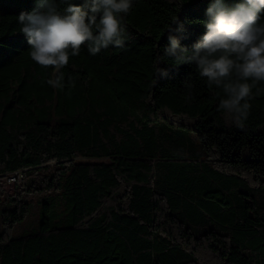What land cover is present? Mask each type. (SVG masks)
I'll list each match as a JSON object with an SVG mask.
<instances>
[{"label": "trees", "instance_id": "trees-1", "mask_svg": "<svg viewBox=\"0 0 264 264\" xmlns=\"http://www.w3.org/2000/svg\"><path fill=\"white\" fill-rule=\"evenodd\" d=\"M211 2L134 0L125 47L82 46L57 89L16 22L37 0H0V180L20 173L0 183V264H199L202 243L264 264V91L236 127L195 63L164 56L169 34L193 51Z\"/></svg>", "mask_w": 264, "mask_h": 264}, {"label": "clouds", "instance_id": "clouds-1", "mask_svg": "<svg viewBox=\"0 0 264 264\" xmlns=\"http://www.w3.org/2000/svg\"><path fill=\"white\" fill-rule=\"evenodd\" d=\"M134 0H37L38 10L20 12L16 22L30 45V58L42 68H52L47 83L64 87L62 72L69 57L87 46L92 56L110 46L124 48V23ZM63 10L61 11V6ZM205 33L192 45L191 53L169 34L164 56L176 64L195 63L209 87L224 93L218 109L227 121L243 128L254 98L264 88V0H239L229 6L212 0L206 9ZM176 22V18L172 20ZM182 30V28H181ZM70 79V78H69ZM191 98L192 85L181 82Z\"/></svg>", "mask_w": 264, "mask_h": 264}, {"label": "rangeland", "instance_id": "rangeland-1", "mask_svg": "<svg viewBox=\"0 0 264 264\" xmlns=\"http://www.w3.org/2000/svg\"><path fill=\"white\" fill-rule=\"evenodd\" d=\"M78 160H84L85 162L90 161L91 159H78ZM101 160V159H100ZM102 161H107V159H102ZM12 176L10 174L5 175L0 180L2 189L8 193L9 195H12L15 193V187H16V179L12 180ZM34 202V200H33ZM36 206L32 207V217L36 214ZM196 255L199 261V264H224L219 260V257L215 256L208 248L205 246L204 243L202 244H196Z\"/></svg>", "mask_w": 264, "mask_h": 264}, {"label": "built area", "instance_id": "built-area-1", "mask_svg": "<svg viewBox=\"0 0 264 264\" xmlns=\"http://www.w3.org/2000/svg\"><path fill=\"white\" fill-rule=\"evenodd\" d=\"M12 176V180H15L16 176H20V173L19 172H15L13 174H10Z\"/></svg>", "mask_w": 264, "mask_h": 264}]
</instances>
